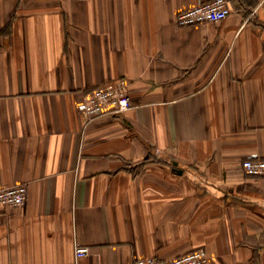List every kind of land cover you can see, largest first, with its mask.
Instances as JSON below:
<instances>
[{
    "label": "crops",
    "instance_id": "1",
    "mask_svg": "<svg viewBox=\"0 0 264 264\" xmlns=\"http://www.w3.org/2000/svg\"><path fill=\"white\" fill-rule=\"evenodd\" d=\"M202 0H0V264H133L202 247L264 264V0L178 26ZM125 77L132 107L86 124ZM174 162L182 169L173 168Z\"/></svg>",
    "mask_w": 264,
    "mask_h": 264
},
{
    "label": "built area",
    "instance_id": "2",
    "mask_svg": "<svg viewBox=\"0 0 264 264\" xmlns=\"http://www.w3.org/2000/svg\"><path fill=\"white\" fill-rule=\"evenodd\" d=\"M232 11L229 0H202L197 4L178 12L176 24L187 26L206 22H217L227 17ZM132 107L129 91V81L125 77L106 81L95 87L82 103V113L86 124L98 117L126 112ZM246 174L264 176V157L257 153L249 154L242 162ZM27 185L14 184L0 188V208L23 205L27 198ZM3 214L0 212V226ZM90 251V247L77 243L74 248V262L80 264V259ZM207 252L198 247L184 254L171 258L139 257L133 264H206Z\"/></svg>",
    "mask_w": 264,
    "mask_h": 264
},
{
    "label": "water",
    "instance_id": "3",
    "mask_svg": "<svg viewBox=\"0 0 264 264\" xmlns=\"http://www.w3.org/2000/svg\"><path fill=\"white\" fill-rule=\"evenodd\" d=\"M174 165L175 167L173 168L175 171H178L179 173L182 172V169L178 168L176 165H177V162H174Z\"/></svg>",
    "mask_w": 264,
    "mask_h": 264
}]
</instances>
